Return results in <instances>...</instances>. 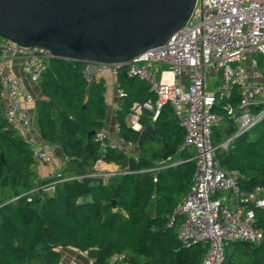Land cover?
<instances>
[{"label":"trees","instance_id":"obj_1","mask_svg":"<svg viewBox=\"0 0 264 264\" xmlns=\"http://www.w3.org/2000/svg\"><path fill=\"white\" fill-rule=\"evenodd\" d=\"M255 61L264 76V55H256ZM83 64L49 57L36 79L40 96L32 112L38 132L64 155L63 166L45 177H36L32 147L7 125L0 99V264H60L61 247L84 253L89 264H104L122 251L129 264H199L206 245L177 238V214L166 225L189 191L195 168L194 150L180 147L184 131L171 105L163 103L154 118L143 108L139 130L127 125L132 104L154 99V94L144 80L129 76L124 66L117 68V135L135 141L136 154L101 144L90 131L104 124V85L101 78L83 77ZM237 102L236 88L228 97L215 98L212 111L219 120L210 134L214 157L220 168L236 174L241 189L264 188V118L235 135L225 149L219 146L235 131L226 105L236 113ZM148 124L152 130L140 137ZM97 158L118 166L111 180L88 175ZM171 162L175 164L165 165ZM49 182L52 190L32 191L37 183ZM251 208L253 225L264 230V208ZM221 264H264V236L258 243L228 241Z\"/></svg>","mask_w":264,"mask_h":264},{"label":"built area","instance_id":"obj_2","mask_svg":"<svg viewBox=\"0 0 264 264\" xmlns=\"http://www.w3.org/2000/svg\"><path fill=\"white\" fill-rule=\"evenodd\" d=\"M258 54L264 55V0H196L182 27L162 45L146 49L124 66L129 76L144 80L154 94V99L132 104L130 126L143 108L155 117L160 106L167 102L184 131L180 147L189 145L194 149L190 189L176 204L166 225L171 226L177 214V238L184 244L206 245L199 264H221L228 241L258 243L264 236V230L253 225L251 208V205L264 208V188L253 185L241 189L236 174L219 167L210 140L212 125L219 120L212 111L215 98L228 97L233 88L237 90L239 111L234 113L232 106L226 105L235 131L219 143L221 148L225 149L235 135L264 118V76L255 61ZM15 57L20 59L29 79L36 81L50 55L40 47H23L10 40H0L2 116L11 129L30 143L35 161L52 165V156L36 147L30 135L32 117L24 103H32L34 98L24 93L20 79L11 75ZM106 67L114 74L118 65L86 61L81 72L89 80ZM113 129L117 134L116 123ZM93 138L127 152L136 148L135 141L123 140L118 135L111 137L104 126L93 131ZM165 160L170 161V157ZM113 174L104 168L100 158L94 160L88 172L103 182L111 180ZM52 187V182L37 183L32 191H50ZM104 264L129 263L122 251L111 254Z\"/></svg>","mask_w":264,"mask_h":264},{"label":"water","instance_id":"obj_3","mask_svg":"<svg viewBox=\"0 0 264 264\" xmlns=\"http://www.w3.org/2000/svg\"><path fill=\"white\" fill-rule=\"evenodd\" d=\"M196 0H0V38L50 57L125 64L162 45ZM49 104L53 101L49 100ZM152 130L146 125L141 136ZM93 130L90 131V134Z\"/></svg>","mask_w":264,"mask_h":264},{"label":"crops","instance_id":"obj_4","mask_svg":"<svg viewBox=\"0 0 264 264\" xmlns=\"http://www.w3.org/2000/svg\"><path fill=\"white\" fill-rule=\"evenodd\" d=\"M10 72H11L12 76L20 79V81L22 82V85H23L24 93L31 94L34 99L40 96V91H39L37 82L29 79L28 75L22 69L20 59L18 57L13 58L12 63H11V67H10ZM208 77H210V76L208 75ZM98 78H101L103 81V85H104L103 95H104V100L106 103V117H105L103 126L109 130L111 137H115L117 134L114 131L113 127L115 124V114H116V110L118 107V99H119V95H120L118 93L119 88L116 84L114 74L111 73V71L108 67L104 68L98 75L90 78L89 81L96 80ZM33 102L32 103H24L23 102L28 107L30 115L32 117V128H31L30 135L32 136V138L34 140L35 146L38 147L39 149H42V150L44 149L48 154H50L52 156V159L53 160L55 159L57 162L56 164H54V162H53L52 165H48L51 167L50 170H47L46 169L47 164H45L41 161H35L33 163L32 168L36 172V177H45L49 174V172H52V171L56 172L61 166H63L64 155H63L62 151L60 150V148L56 144L46 143L40 137V134L38 132V129H37L34 117H33V112H32ZM139 115H140V113H139ZM152 118H154V117H152ZM125 123L129 126L131 124L129 113L125 116ZM131 127L135 130H139L141 128L138 119L134 122L133 126H131ZM191 149L194 150L193 147ZM128 152L130 154L135 155L136 154V148L133 150H130ZM104 168L107 171H110L113 173L117 172V170H118V166L114 163L104 162ZM46 171H48V173H47V175H44ZM59 251L61 253L60 264H78V260H79V264H89L90 263V260L85 256V254L78 251V250H75L72 248L61 247V248H59ZM78 252L80 254H77V256H76L77 261L76 260H70L69 261L70 257H72L74 255V253L76 254ZM82 254L84 255L83 260L78 258V257L82 258Z\"/></svg>","mask_w":264,"mask_h":264},{"label":"rangeland","instance_id":"obj_5","mask_svg":"<svg viewBox=\"0 0 264 264\" xmlns=\"http://www.w3.org/2000/svg\"><path fill=\"white\" fill-rule=\"evenodd\" d=\"M0 40H1V38H0ZM208 84H209V78L207 77V78H206V86H208ZM191 148H192V147H191ZM53 162H54V164L57 163L55 159L53 160ZM46 169H47V170H50L51 167L48 166V165H46ZM47 173H48V171H46L44 175H47ZM77 254H80V253H79V252L76 253V254L74 253V255H73L72 257H70L69 261H70V260H76V261H77V258H76ZM78 256H79V255H78ZM83 256H84V255L82 254V258H81V257H78V258H80V259L83 260V259H84ZM78 264H79V260H78Z\"/></svg>","mask_w":264,"mask_h":264}]
</instances>
